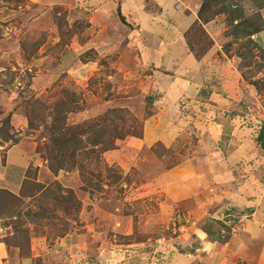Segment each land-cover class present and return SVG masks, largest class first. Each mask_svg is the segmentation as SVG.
Listing matches in <instances>:
<instances>
[{"label": "rangeland", "instance_id": "1", "mask_svg": "<svg viewBox=\"0 0 264 264\" xmlns=\"http://www.w3.org/2000/svg\"><path fill=\"white\" fill-rule=\"evenodd\" d=\"M32 1L0 0V107L5 106L0 110V155L19 140L18 147L27 148L31 160L18 194L0 193V235L5 234L0 240L14 247L13 240L18 241L22 255H28L30 244L39 246L42 257L31 264H170L165 251L193 247L195 241L177 243L176 236L188 237L186 228L196 223L211 232L218 246L228 241L239 223L234 210L227 211L232 215L227 222L226 213L218 211L220 204L236 201L242 207L235 196H264V149L254 140L264 125V51L244 35L262 26L258 9L264 0H200L198 19L217 23L212 34L216 44L211 48L213 40L199 23L183 33L195 60L211 48L183 99L162 98L170 82L162 85L160 79L165 74L169 79L173 72L151 65L139 69L118 40L98 37V52L91 41L78 47L76 41L90 37L84 14L73 20L75 14L67 8L52 6V31L39 32L38 22L46 13ZM145 7L152 9L154 3L147 0ZM30 19L34 34L16 31L14 27ZM64 44L77 48L75 58L93 66L87 67L86 76L69 70L41 82L50 62L47 49L57 58ZM38 56L45 57L34 65ZM145 77L154 83H140ZM36 80L40 86L32 88ZM61 100L69 102L57 113L55 104ZM10 109L23 116L17 117L16 127L13 122L14 129ZM53 123L62 132L90 135L100 144L82 148L66 157L62 168L52 170ZM116 148L122 150L121 166L106 154ZM191 156L204 157L195 160L204 176L198 174L188 185L181 184L184 168L174 170V185L162 174L157 177ZM185 188L183 197L179 193ZM93 206L94 215H88ZM258 209L264 214L263 204ZM145 239L148 244L135 248ZM138 250L150 252L144 258L126 256Z\"/></svg>", "mask_w": 264, "mask_h": 264}, {"label": "crops", "instance_id": "2", "mask_svg": "<svg viewBox=\"0 0 264 264\" xmlns=\"http://www.w3.org/2000/svg\"><path fill=\"white\" fill-rule=\"evenodd\" d=\"M146 1L147 0H33L32 4L39 6V8L46 13V18H43L38 22L41 23V25L39 24L41 27H37L39 32L44 31L43 33H47L52 31L53 21L51 16L52 12L50 11L52 6L67 8L70 14H75L73 16V20H77L79 15L84 14L87 18V27L90 30V37L85 41H76V45H78V47H87L88 44L92 42L93 45H96V47L92 46V48L97 51V49L100 48V43H96L98 42V37L103 36L108 42L111 40H118V45L125 49V54L129 53L132 55L134 58L132 62H135V65L138 66L139 69L151 65L155 68L166 69L168 73L173 72V75L170 76L172 79H167V74H165V77L162 76V79H160V81H162V85L164 82L166 84L170 82L167 90L165 89V91L163 90L161 92L157 89L159 93L161 92L160 94H162V98L169 96L168 98L180 97L183 99L185 97L183 95V91L190 89L191 85L196 82L195 80L192 82L194 79L193 75H196L198 71L201 70L204 60L207 59V55L209 56L211 48H214L216 44L212 38L214 37L212 34H215L217 23L214 19L207 20L203 23L199 21L197 9L200 5V0H151V2L154 3V7H152V9L157 8V13H152V9L145 7ZM72 9L74 11H72ZM258 13L262 26L250 36H252L251 38L254 39V41L258 43V46H260V48L264 51V5L258 9ZM149 18H154L155 21H151ZM32 22L33 21L30 19V21H25L23 23L25 25L24 27H22L23 24H21L14 28L16 31L25 29V31H29L32 35L36 32L35 26L32 25ZM195 23H199L205 30L207 36L213 40V44L211 45L212 47L206 52V54L203 55V57H201L202 60L201 58L200 60H195L193 58L192 53L189 52L190 49L188 47V43L184 40L183 36V33L195 25ZM42 24H44L43 27ZM128 24L130 28L126 27ZM44 28L47 31L43 30ZM154 32H156L157 35ZM122 34H126V39H118V36L120 37ZM79 36H81V34ZM44 43L45 42L43 41L38 42V46L35 49V52H38L37 55ZM75 49L77 48H68L67 44H64L62 46V50L58 53V57L56 58L55 55L57 54H50V48H48L47 53L50 55V62L48 63V69L43 75L46 76V79L41 82H46L47 84L48 81L51 80L50 76H56V74L69 70H72L73 72L76 71V75L79 77L86 76L88 74L86 71L89 70L87 67L93 65L92 63L88 65L87 62H83L75 58L77 57L76 54L74 55L76 52ZM121 49L122 48H120V50ZM44 57L45 56H38V58L32 60V63L34 65L38 64L39 61L42 60L41 58ZM143 82H150L151 84L154 83L153 80H147L146 77L140 80V83ZM39 83L40 82L36 80L35 85L32 86V88H38L40 86ZM199 83L202 85L203 81ZM200 88H202V86H200L199 89ZM196 92V94L199 93L198 91ZM211 94H213V92H210V95ZM185 95L187 96V94ZM4 109L5 106L2 105L0 110ZM10 110L12 112L9 116L11 119L9 120V125L14 129L17 126L16 123L23 116H20V112L16 109ZM18 116H20V118H17ZM14 121L15 127L13 126ZM18 143L19 140H17L15 144H11L4 149L2 151V155H0V191L4 190L15 196L18 194L21 183L25 177V169L30 166L31 162L30 158L27 156L30 153L29 150H27V148L24 149L18 147ZM129 146L132 145L130 144ZM121 151L122 150L119 148L108 150L106 154L108 155L109 153L111 155V159L113 160L110 162L116 161L115 165L121 166L122 161H120L121 155L119 154ZM200 157L203 156L187 157L182 160L180 164L168 170H164L162 173L158 174L157 177L160 178L162 174V177L169 178L171 180L168 183H172L174 185V173H177L174 170L176 169V171H178L184 168L185 173H182L181 177L185 180V182H181V184L188 185V183L191 182L190 179L193 180L198 177V174L200 176H204L205 174L198 172L197 161L199 159L201 160ZM188 164L192 169H189L186 166ZM203 171L205 172L206 169ZM178 177L176 176V179H180ZM169 179L167 181H169ZM188 189L189 188H185L181 190L179 194L186 197ZM234 199L239 200V203H242V207H240L236 201L235 203L225 201L224 204H220L221 208L218 209V211L221 210V212L224 211L226 213L224 219L227 222L230 221V218L232 217V215L228 214L229 212L227 211H235L234 213H236V215L234 218L237 219L236 222H238L239 225L236 227L237 230L232 228V230H236L235 233H231L232 237H229L228 241H221L218 246L217 239L212 237L210 231L207 233L203 232L202 228H199L198 223L194 225L195 228H192L191 225L186 228L187 231L191 232L188 234V237H184L185 233L178 234L176 236V242L195 241L193 243V247L187 246L190 249L188 248L189 250L187 249L184 251L176 250L172 252L170 250H166V254L170 253V264H214L216 261V264H264V229L261 228V225L264 223V214L258 209L259 205L261 206L263 204L264 206V196L262 195L260 198L256 197V199H253L244 195H237ZM241 208H244L245 210L241 212ZM93 210L94 206L93 209H88L87 214L94 215ZM202 216L203 215H201V217ZM91 221L94 222V219H91ZM261 221H263L262 224ZM258 223L260 224L259 226L257 225ZM97 225L99 226V224ZM83 227L84 226L82 225L81 228ZM2 228L3 226L0 225V231ZM181 229L183 228H179L177 231H180ZM199 233H201V236ZM3 236H5V234L0 235V239ZM155 241H158V239H155ZM146 244H148L147 239L137 244L135 248L145 246ZM228 246L229 250L227 249ZM38 248L39 246L36 247L35 245L30 244L28 255H22L19 253L17 247L6 244L4 239L0 240V264H31L34 262V259L42 257V253H40L39 250L40 248ZM108 252L111 254L110 252L112 251L109 250ZM127 252L126 256H129V258L136 255L144 258V256L146 257L149 255L150 251L147 252L138 250ZM225 253L230 259L227 257L223 258V254ZM37 262L40 263V261ZM81 264L95 263H89L87 260L86 263L82 262ZM96 264L101 263L98 262ZM131 264L134 263L131 262ZM139 264L147 263L145 262Z\"/></svg>", "mask_w": 264, "mask_h": 264}, {"label": "trees", "instance_id": "3", "mask_svg": "<svg viewBox=\"0 0 264 264\" xmlns=\"http://www.w3.org/2000/svg\"><path fill=\"white\" fill-rule=\"evenodd\" d=\"M203 10V4L201 3L199 6V10H198V16L201 14ZM237 24V22L235 23ZM260 28L257 27L256 29H251L248 30L246 33H244L245 36H247L246 38L249 39L248 42H254L249 36L256 32L257 30H259ZM67 93V91H65V94ZM69 102V101H68ZM68 102H63L62 100L59 101L56 105V107H58V109H56V112L59 113V110H66L64 109V105L68 104ZM62 105V107L60 106ZM63 108V109H62ZM59 125L55 123H53L51 127V129L49 130L52 136L51 141V153L54 154V156H56L55 158V165L52 166V170H57L62 168L63 162L65 160L66 157H72V155L75 152H79L82 148H86L87 146L89 148H93L95 146H97L98 144H100V141H98V139L96 138H91L90 135L86 136L85 138L80 137L77 134H69L66 132H62V128L63 127H58ZM255 143L262 149H264V125L260 126V128L258 129L257 134L255 135ZM7 193L8 195L12 196L9 192H6L4 190L0 191ZM204 232H207V230H204ZM5 241V240H4ZM15 246H17L18 248L20 247V243L18 241H14L12 242ZM7 244V243H6Z\"/></svg>", "mask_w": 264, "mask_h": 264}]
</instances>
